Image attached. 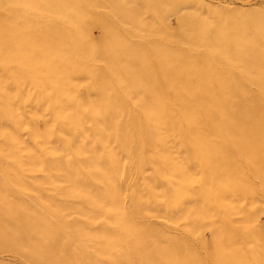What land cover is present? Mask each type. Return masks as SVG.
<instances>
[{"label": "rangeland", "instance_id": "1", "mask_svg": "<svg viewBox=\"0 0 264 264\" xmlns=\"http://www.w3.org/2000/svg\"><path fill=\"white\" fill-rule=\"evenodd\" d=\"M180 1L76 0L89 13L80 47L94 57L84 59L69 24L42 4L0 0V48L10 34L18 46L13 60L0 62V264H224L214 254L215 240L252 251L243 262L228 264H264V0ZM195 8L196 26L178 43L180 16ZM102 21L120 33L122 46L143 56L139 65L121 66L116 86L109 79V42L100 38ZM162 49L189 50L204 62L184 74L163 60ZM60 50L82 66L67 68L59 87L45 64ZM207 63L231 77L225 75V86L205 76ZM210 98L208 113L216 120L202 114L188 119ZM115 112L123 113L122 126L112 131ZM211 125L219 134L214 156L200 152L194 136ZM92 152L113 159L106 176L91 168ZM14 161L23 165L3 169ZM218 191L219 202H208ZM89 199L99 208L87 216Z\"/></svg>", "mask_w": 264, "mask_h": 264}, {"label": "bare ground", "instance_id": "2", "mask_svg": "<svg viewBox=\"0 0 264 264\" xmlns=\"http://www.w3.org/2000/svg\"><path fill=\"white\" fill-rule=\"evenodd\" d=\"M27 3L28 2H33V3H39V4H42V6L45 8V10H46V12H49V13H51L52 14V16L53 17H55L57 20H60V21H63V22H67L68 24H69V26H70V29H71V32H72V38H74V44H75V46H76V52H77V54L78 55H81L84 59H87V58H93L94 56H92L91 57V55H92V53H89V50L88 51H86V52H84L83 50H82V48L80 47V41L82 40V38H84L86 35H87V31H88V28H89V22L87 21L88 19H87V17L89 18V13H88V8L87 7H82V6H79V5H77L75 2H76V0H25ZM182 1V0H181ZM180 1V2H181ZM192 2V1H191ZM196 3V2H195ZM194 6H195V4H194ZM198 6V5H197ZM201 5H199V7H200ZM26 8H29V7H26ZM214 9V8H213ZM18 10V9H17ZM193 10H196V8L195 9H192V13L193 14H191V15H187V14H184L183 13V15H181L180 16V29H179V37L177 38V42L178 43H180L181 42V36L184 34V32L185 31H187V30H193L194 28H195V26H196V20L194 19V17H193V15H194V12H193ZM191 11V10H190ZM201 12V9L200 10H198V12ZM205 11V10H204ZM208 12V11H207ZM211 13V12H210ZM30 14V13H29ZM195 14H196V12H195ZM203 14V13H202ZM212 14H214V13H212ZM198 15V14H197ZM200 15V14H199ZM198 15V16H199ZM235 15V14H234ZM238 15V14H237ZM42 16V15H41ZM109 16V15H108ZM205 17H208V16H205ZM212 16H210V19H211V24L213 23L212 21V18L214 17H212ZM225 17V16H224ZM232 17V16H231ZM209 18V17H208ZM110 19V18H109ZM113 19V18H112ZM207 19V18H206ZM209 21V20H208ZM217 21V20H216ZM224 21V20H223ZM222 21V22H223ZM228 21V20H227ZM232 21V20H231ZM111 22L112 21H110V24H111ZM225 22V21H224ZM235 22V21H234ZM201 24V21H199L198 22V24ZM227 23V22H226ZM210 24V25H211ZM220 24H221V21H220ZM224 24V23H223ZM229 24H233V23H229ZM209 25V26H210ZM222 25V24H221ZM245 25V24H244ZM52 26H54V25H52ZM102 35H101V37L100 38H102V39H106L107 40V42H109V47H108V51H107V53L109 54V57L112 59V67H111V69H110V71H109V79H110V82H111V84L113 85V86H116V85H118L117 84V76H118V74H120V73H118V71H120L119 69L121 68V66H127V65H130V63L131 62H134V63H136L137 65H139V63L142 61H140L139 63H138V60L139 59H141V58H143V56L141 57V56H138V55H136L135 54V51H134V49L133 48H127V47H125V46H122L121 44H120V40H122L121 38H123L121 35H120V33L117 31V30H115V29H113V28H111L110 26H109V24L107 23V22H103L102 21ZM224 26H227V25H224ZM116 27V26H115ZM200 27V26H199ZM204 27V26H203ZM206 28V27H205ZM229 28H231V27H229ZM235 28V27H234ZM233 29V28H232ZM243 29V28H242ZM247 29V28H246ZM249 29V28H248ZM55 30V29H54ZM207 30H209V29H207ZM122 31V30H121ZM120 31V32H121ZM242 31V30H241ZM127 33V32H126ZM207 34V33H206ZM193 36H195V35H193ZM217 36H218V34H217ZM245 37V36H244ZM244 37H242V38H244ZM249 37V36H248ZM12 38H13V34H10L9 35V40L6 42V44L3 46V47H1L0 48V62H3V61H8V60H13L15 57H16V51L18 50V46L17 47H14V45H13V43H12ZM191 38H192V36H191ZM201 38H202V36H201ZM31 40H32V38H30ZM184 39H186V38H184ZM210 39V38H209ZM263 38L262 37H260L259 36V38H257V40H258V43H262L263 42V40H262ZM189 40V39H188ZM193 40V39H192ZM217 40V39H216ZM239 40V39H238ZM202 41H203V38H202ZM205 41V40H204ZM230 41V40H229ZM222 42V41H221ZM248 42V41H247ZM162 43V42H161ZM224 43V42H223ZM107 44V43H106ZM105 44V45H106ZM216 44V43H215ZM214 44V45H215ZM230 44V43H229ZM249 44V43H248ZM222 45V44H221ZM245 45V44H244ZM251 45V44H250ZM173 46V45H172ZM208 46V45H207ZM249 46V45H248ZM210 47H211V45H210ZM208 48V49H211V48ZM215 47V46H214ZM225 47V46H224ZM261 47V46H260ZM216 48H218L217 46H216ZM235 48H237V47H235ZM246 48V47H245ZM254 48V47H253ZM201 49H202V47H201ZM222 49H224V48H222ZM227 49H229V48H227ZM241 49V48H240ZM239 49V50H240ZM244 49V48H243ZM247 49V48H246ZM245 50V49H244ZM249 50V49H248ZM251 50H253V49H251ZM262 50H263V46H262ZM158 51V50H157ZM198 51V50H197ZM235 51H237V50H235ZM257 51V50H256ZM161 54L164 56V58L165 59H163V60H171V61H169V62H173V63H175V65H173L174 67H175V69L178 71V72H182V73H184V74H189L191 71H192V68L193 67H195L197 64L198 65H201V64H203V62H204V57L203 56H196V55H194V54H192V52H190L189 50H183V49H176V50H173V51H171V50H167V49H162L161 51ZM196 52V51H195ZM213 52V51H212ZM218 52V51H217ZM227 52V51H226ZM232 52V51H231ZM249 52V51H248ZM258 52V51H257ZM257 52H255V53H257ZM36 53V52H35ZM214 53H216V52H214ZM219 53V52H218ZM250 53V52H249ZM254 53V52H253ZM252 52L250 53V54H253ZM211 54V53H210ZM213 54V53H212ZM224 54H225V52H224ZM245 54V53H244ZM218 56V55H217ZM229 56V55H228ZM247 56V55H246ZM256 56V55H255ZM227 57V56H226ZM244 57H245V55H244ZM80 58V57H79ZM216 58V57H215ZM218 58H220L219 56H218ZM228 58H230V57H228ZM108 59V58H107ZM107 59L105 60V61H107ZM135 60L137 61V62H135ZM206 60V59H205ZM221 60H222V58H221ZM225 60V59H224ZM220 61V60H219ZM226 61V60H225ZM224 61V62H225ZM228 61H229V59H228ZM261 61H263L262 59H261ZM109 62V61H108ZM159 62V61H158ZM212 62V61H211ZM216 62H218L217 60H216ZM152 63V62H151ZM150 63V64H151ZM219 63H222L221 61L219 62ZM226 63V62H225ZM224 63V64H225ZM253 63V62H252ZM260 63V62H259ZM259 63H258V65H259ZM132 64V63H131ZM159 64H160V62H159ZM46 66H49L50 67V70H51V72L53 73V75H54V78L56 79V81H57V85L60 87L62 84H63V82H64V80H65V78H66V73H67V71H66V69L67 68H70V67H73V68H76V67H81L82 66V63L79 61V60H77V59H75V58H73L72 56H70L67 52H65V51H58V52H56V54H55V58L54 59H52L51 61H48V62H46V64H45ZM104 65V64H103ZM206 65V64H205ZM204 65V66H205ZM227 64H225L224 66H226ZM246 65H248V64H246ZM261 65H264V64H261ZM124 66H123V68H124ZM135 66V65H134ZM133 66V67H134ZM141 66V65H140ZM140 66H138V67H140ZM155 66V65H154ZM164 66V65H163ZM223 66V67H224ZM260 66V65H259ZM162 67V66H161ZM246 67L247 66H245V68L244 69H246ZM251 67H253V66H251ZM251 67H248V68H251ZM258 67V66H257ZM134 68H136V67H134ZM140 68H142V66L140 67ZM163 69L164 68H166V67H162ZM161 68V69H162ZM199 68V67H198ZM205 68H206V72H207V75H205V76H208L207 78H210V75H213V76H216L217 78H218V81H219V83H221V84H223L224 86H225V84L224 83H222L223 81H224V77H226L227 76V73L223 76V74L220 72V74H219V72H218V70L216 69V67H215V65L214 64H212V63H210V64H208L207 63V65L205 66ZM254 68V67H253ZM260 68V67H259ZM125 69V68H124ZM127 69V68H126ZM129 69V71H130V69L131 68H128ZM167 69V68H166ZM165 69V71H167ZM169 69V68H168ZM197 69V68H196ZM228 69V68H227ZM231 69V68H230ZM140 70V69H139ZM200 70V69H199ZM226 69H223V71H225ZM232 70V69H231ZM234 70V69H233ZM248 70V69H247ZM257 70V69H256ZM262 70V69H261ZM260 70V72H262ZM128 71V72H129ZM141 71H142V69H141ZM164 71V72H165ZM173 70H171V72H172ZM222 71V70H221ZM235 71V70H234ZM240 71V70H239ZM245 71V70H244ZM101 72H103V71H100L98 74H100ZM131 72V71H130ZM168 72V71H167ZM171 72H170V74H171ZM200 72V71H199ZM235 72H237V71H235ZM247 72V71H246ZM263 72H264V70H263ZM97 73V72H96ZM136 73V72H135ZM203 73V72H202ZM97 74V75H98ZM122 74V73H121ZM120 74V75H121ZM125 74H127V73H125ZM139 74V73H138ZM137 74V75H138ZM162 74V76L164 75L163 73H161ZM194 74H197L196 73V71L194 72ZM205 74V73H204ZM222 74V75H221ZM237 74V73H236ZM101 75V74H100ZM99 75V76H100ZM132 75V74H131ZM131 75H130V77H131ZM176 75V74H175ZM201 75V74H200ZM218 75H219V77H218ZM257 75V74H256ZM262 75V74H261ZM158 76H159V74H158ZM196 77H199L198 75H195ZM194 76V77H195ZM203 76V75H202ZM229 76V75H228ZM227 76V77H228ZM98 77V76H97ZM101 77H102V75H101ZM106 77V76H105ZM121 77H122V75H121ZM133 77V76H132ZM131 77V78H132ZM137 77H141V75L139 74V76H137ZM164 77H166V76H164ZM176 77V76H175ZM180 77V76H179ZM193 77V78H194ZM204 77V76H203ZM230 77V76H229ZM234 77H236V75L234 76ZM242 77V76H241ZM258 77V76H257ZM263 77V76H262ZM79 78V77H78ZM125 78V77H124ZM158 78V77H157ZM156 78V79H157ZM162 78V77H161ZM160 78V79H161ZM199 78H202L201 76L199 77ZM231 78V77H230ZM229 78V79H230ZM238 78V77H237ZM259 78H261L260 76H259ZM81 79V78H80ZM85 79V78H84ZM100 79V78H99ZM139 79V78H138ZM160 79H157L158 81H157V83L158 82H160ZM166 79V78H165ZM179 79V78H178ZM205 79H206V77H205ZM226 79V78H225ZM239 79V78H238ZM74 80V79H73ZM133 80H135L134 78H133ZM137 80V79H136ZM197 80H199V79H197ZM202 82H203V79H200ZM228 80V79H227ZM240 80V79H239ZM262 80H264V78L262 79ZM78 81V80H77ZM182 81H184V80H182ZM205 81V80H204ZM212 81V80H211ZM230 81H233V80H230ZM85 82V81H84ZM87 82V81H86ZM97 82V81H96ZM96 82H94V83H96ZM100 82V81H99ZM134 82V81H133ZM138 82H140L139 80H138ZM155 82H156V80H155ZM181 82V81H180ZM190 82V81H189ZM226 82V81H225ZM240 82H241V80H240ZM256 82H258L257 80H256ZM130 83V82H129ZM163 83V82H162ZM162 83H161V85H162ZM165 83V82H164ZM182 83H184V82H182ZM228 83H229V81H228ZM227 83V84H228ZM253 83H255V81L253 80ZM99 84V83H98ZM138 84V83H137ZM159 84L160 83H158V86H159ZM166 84H169V83H166ZM165 84V85H166ZM173 84V83H172ZM226 84V85H227ZM231 84V83H230ZM256 84V83H255ZM132 85H133V83H132ZM135 85V84H134ZM182 85V84H181ZM186 85H187V83H186ZM190 85H191V83H190ZM201 85V84H200ZM211 85V84H210ZM213 85H215L216 86V84L215 83H213ZM229 85V84H228ZM232 85V84H231ZM238 85V84H237ZM236 84H235V86H237ZM87 86V85H86ZM137 86H139V85H137ZM140 86H142L141 84H140ZM157 86V85H156ZM187 86H189V85H187ZM192 86V85H191ZM190 86V87H191ZM212 86V85H211ZM218 86V85H217ZM222 86V85H221ZM220 86V87H221ZM233 86V85H232ZM231 86V87H232ZM235 86H233V87H235ZM89 87V86H88ZM94 87H95V85H94ZM99 87V86H98ZM121 87V86H120ZM189 87V88H190ZM214 87V86H213ZM228 87V86H227ZM259 87H261V86H259ZM90 88V87H89ZM113 88H115V87H113ZM176 88V87H175ZM201 88V87H200ZM215 88V87H214ZM229 88V87H228ZM237 88H239L238 86H237ZM132 89V88H131ZM161 89H164L163 88V86H162V88H160V90ZM174 89V88H173ZM213 89V88H212ZM216 89V88H215ZM217 89H218V87H217ZM221 89V88H220ZM226 89V88H225ZM229 89H233V88H229ZM254 89V88H253ZM260 89V88H259ZM177 90V89H176ZM175 90V91H176ZM199 90V89H198ZM205 89L203 88L202 89V91L203 92H205L204 91ZM207 90V89H206ZM228 90V89H227ZM234 90V89H233ZM235 90L237 91L238 89H236L235 88ZM239 90H241V89H239ZM238 90V91H239ZM261 90V91H260ZM259 90V92L261 93V92H264V85H263V91H262V89H260ZM81 91V90H80ZM164 91V90H163ZM208 91V90H207ZM210 92H212L211 90H209ZM220 91V90H219ZM226 91V90H225ZM230 91V90H229ZM68 92V91H67ZM77 92V91H76ZM177 92V91H176ZM83 93V92H82ZM160 93V92H159ZM168 93V92H167ZM174 93V92H173ZM201 93V92H200ZM214 93V92H213ZM217 93V92H216ZM224 93V92H223ZM158 94V93H157ZM161 94V93H160ZM177 94H182V93H177ZM176 94V95H177ZM207 94H209V93H207ZM263 94V93H262ZM262 94H260V96L262 95ZM163 95V94H162ZM161 95V96H162ZM212 95V94H211ZM156 96V95H155ZM178 96H180V95H177V97ZM201 97H202V95H200ZM203 96H205L204 94H203ZM207 96V95H206ZM219 95L217 94V97H218ZM220 96H221V92H220ZM259 96V97H260ZM83 97V96H82ZM112 97H114V96H112ZM112 97H110L109 96V98H112ZM119 97V96H118ZM171 97H173V96H171ZM176 97V96H175ZM181 97V96H180ZM180 97H178V99L180 98ZM213 97V96H212ZM216 96H215V98H217ZM262 97H263V95H262ZM182 98V97H181ZM207 98H209V97H207ZM116 100H118L117 98H115ZM174 99V98H173ZM176 99V98H175ZM219 99H220V97H219ZM218 99V100H219ZM264 99V98H263ZM120 100V99H119ZM152 100H153V98H152ZM154 100H155V97H154ZM153 100V101H154ZM171 100H172V98H171ZM214 100V99H213ZM91 101H93V100H91ZM173 101V100H172ZM184 101V100H183ZM210 101L211 102H209V99H206V100H202L201 101V104H199L200 106H199V108H198V110H196V109H193L192 110V113L189 115L190 117L188 118V119H190L191 117H193V116H195V115H197V114H202L203 115V117H205V116H207L208 117V119L209 120H216L215 119V117H214V115L213 114H211V113H208V111H211L209 108H208V105H210V103H212V100H211V98H210ZM260 101V100H259ZM47 102V101H46ZM94 102V101H93ZM121 102V101H120ZM139 102V101H138ZM142 102V101H141ZM180 102V101H179ZM222 102V101H221ZM97 103V102H96ZM140 103V102H139ZM144 103V102H143ZM174 103V102H173ZM176 103V102H175ZM181 103V102H180ZM262 103V102H261ZM121 104H122V102H121ZM149 104V103H148ZM156 104V103H155ZM179 104V103H178ZM182 104V103H181ZM187 104V103H186ZM97 105V104H96ZM143 105V104H142ZM146 105V104H145ZM157 105V104H156ZM177 105V103L175 104V106ZM216 105V104H215ZM262 105H263V103H262ZM261 105V106H262ZM10 106V105H9ZM56 106H58V105H56ZM88 106V105H87ZM137 106V105H136ZM154 106V105H153ZM174 106V105H173ZM174 106V107H175ZM178 106V105H177ZM176 106V107H177ZM217 106V105H216ZM220 106V105H219ZM222 106H224V105H222ZM59 107H61V106H59ZM91 107H93V105L91 106ZM143 107H145V106H143ZM184 108H185V106H183ZM244 107V106H243ZM68 108V107H67ZM154 108V107H153ZM180 108V107H179ZM187 108V107H186ZM218 108H221V107H217V109ZM264 108V107H263ZM87 109H88V107H87ZM182 109V108H181ZM188 109V108H187ZM225 109V107H223V110ZM77 110H78V108H77ZM124 110H125V108H124ZM222 110V111H223ZM241 110V109H240ZM102 111H104V110H102ZM213 111V110H212ZM221 110H220V113L222 112ZM245 111H247V110H245ZM108 112V111H107ZM106 112V113H107ZM111 112V111H110ZM177 112V111H176ZM225 112V111H224ZM243 112V111H242ZM215 113V112H214ZM246 113V112H245ZM130 114V113H129ZM165 114H168V113H166L165 112ZM170 114V113H169ZM173 114V113H172ZM178 114V113H177ZM177 114H175V115H177ZM250 113L248 112V115H249ZM262 114V113H261ZM70 115H71V113H70ZM74 115V114H73ZM81 115V114H80ZM171 115V114H170ZM174 115V114H173ZM223 115V114H222ZM243 115V114H242ZM105 116V115H104ZM108 116V115H107ZM169 116V115H168ZM224 116V115H223ZM251 116V115H250ZM82 118H83V115L81 116ZM89 117H91V116H89ZM149 117H152V118H156V116L154 115V116H149ZM199 117V116H198ZM218 117V116H217ZM229 117H231V116H229ZM228 117V118H229ZM262 117H263V115H262ZM69 118V117H68ZM81 118V119H82ZM122 118H123V113L122 112H119V113H117V112H115L114 113V115H113V123H114V125L112 126V128H111V130L112 131H115V129L117 128V126L121 123V120H122ZM173 118V117H172ZM264 118V117H263ZM72 119H73V117H72ZM91 119V118H90ZM128 119V118H127ZM177 119H180V117L178 118L177 117ZM226 119V118H225ZM224 119V120H225ZM245 119H247V118H245ZM105 120H108V118L107 119H105ZM130 120V119H129ZM134 120V119H133ZM169 120H171V119H169ZM220 120V119H219ZM219 120L217 119V123H218V125H222V124H219ZM73 121V120H72ZM76 121V120H75ZM83 121V120H82ZM174 121V120H173ZM227 121V123H228V120H226ZM91 122H92V119H91ZM133 122V121H132ZM166 122V121H165ZM196 122V121H195ZM135 123V122H134ZM216 123V124H217ZM223 123H224V121H223ZM227 123H225V127H227V129H228V126H226L227 125ZM233 123V122H232ZM71 124H73V123H71ZM70 124V125H71ZM92 124H93V122H92ZM215 124V123H214ZM235 124V123H234ZM237 124H239V123H237ZM121 125V124H120ZM119 125V126H120ZM179 125V124H178ZM236 125V124H235ZM122 126V125H121ZM120 126V127H121ZM184 126V125H183ZM230 126V125H229ZM42 127H44V126H42ZM70 127V126H69ZM72 127V126H71ZM221 127V126H220ZM219 127V128H220ZM224 127V128H225ZM216 128H218L217 126L216 127H214V126H210L209 127V130L207 131V133L206 132H197V133H195V138L198 140V142H199V151L200 152H204V153H208L209 151L211 152L212 150H214L215 148H216V146H218V144H219V142H218V130L216 129ZM222 128V127H221ZM221 128H220V130H221ZM234 128V127H233ZM44 128H42V130H43ZM181 129V128H180ZM191 129V128H190ZM226 129V128H225ZM231 129V128H230ZM229 129V130H230ZM239 129V128H238ZM41 130V129H40ZM39 130V131H40ZM120 130V129H119ZM123 130H124V128H123ZM229 130H226L225 132L227 133V132H229ZM135 131V130H134ZM181 131V130H180ZM40 132H42V131H40ZM79 132V131H78ZM122 133H123V131H121ZM220 132V131H219ZM221 132H222V130H221ZM43 133V132H42ZM48 133V132H47ZM133 133V132H132ZM144 134V133H143ZM222 135H223V133H221ZM122 135V134H121ZM149 135V134H148ZM226 135V134H225ZM228 135V134H227ZM123 136H124V134H123ZM224 136V135H223ZM40 137V136H39ZM145 137V136H144ZM97 138V137H96ZM138 138V137H137ZM136 138V139H137ZM92 140V139H91ZM138 140V139H137ZM129 141H130V139H129ZM94 142H95V140H94ZM110 142H112V141H110ZM135 142H138V141H135ZM98 143V142H97ZM120 143V142H119ZM238 143V142H237ZM236 143V144H237ZM91 144V143H90ZM113 144H115V143H113ZM117 144V143H116ZM264 144V143H263ZM97 145H99V144H97ZM119 146V145H118ZM149 146V145H148ZM237 146V145H236ZM95 147H97V146H95ZM219 147V146H218ZM238 147V146H237ZM134 148V147H133ZM149 148V147H148ZM220 148V147H219ZM219 148H217V149H219ZM241 148V147H240ZM101 149V148H100ZM118 149V148H117ZM123 149V148H122ZM152 149V148H151ZM96 150V149H95ZM133 150V149H132ZM143 150V149H142ZM153 150V149H152ZM233 150V149H232ZM236 150V149H235ZM219 151V150H218ZM117 152H118V150H117ZM117 152H116V154H117ZM133 152V151H132ZM148 152H151V151H148ZM232 152V151H231ZM236 152V151H235ZM88 153V152H87ZM169 153V152H168ZM212 153V155L214 156V153L213 152H211ZM216 153H217V151H216ZM215 153V154H216ZM129 154H131V152L129 153ZM140 154V153H139ZM133 155V154H132ZM137 155V154H136ZM136 155H135V157H136ZM217 155H218V153H217ZM250 155H252V154H250ZM198 156V155H197ZM213 156H211V157H213ZM204 157V156H203ZM217 157V156H216ZM231 157V156H230ZM229 157V158H230ZM233 157V156H232ZM214 158V157H213ZM212 158V159H213ZM214 161H215V159H214ZM63 162V161H62ZM137 162V161H136ZM212 163H213V161H212ZM64 164H65V162H64ZM89 164H90V166H91V168H96V172L99 174V176H106L109 172L108 171H110V168L113 166V164H114V161H113V159L111 158V157H109V156H107V155H102L101 153L100 154H97V153H95V152H92V156H91V159H90V162H89ZM23 165V163H21V162H17V161H14V163L13 164H10V165H6L3 169L4 170H8V169H10V171H12L11 169L12 168H15L16 166H22ZM37 165H39V164H37ZM218 164H216V166H217ZM220 165V164H219ZM224 165V164H223ZM223 165L221 166L220 165V167H223ZM50 166V165H49ZM63 166V165H62ZM65 166V165H64ZM207 166V165H206ZM213 166V165H212ZM210 167V166H209ZM226 167V166H225ZM222 168V170L224 169H226V168ZM90 168V167H89ZM207 168V167H206ZM212 168H214V167H212ZM216 168H218V167H216ZM62 169V168H61ZM88 169V168H87ZM117 169V168H116ZM219 169V168H218ZM218 169H216V170H218ZM56 170V169H55ZM215 170V169H214ZM220 170V169H219ZM218 170V171H219ZM228 173L229 172H231V171H229L230 169H229V167H228ZM232 170V169H231ZM235 170V169H234ZM9 171V172H10ZM48 171V170H47ZM62 171H64V170H62ZM66 171H67V169H66ZM65 171V172H66ZM69 171V170H68ZM80 171V170H79ZM205 172H206V169L204 170ZM237 171V170H236ZM49 172V171H48ZM216 172V171H215ZM219 172H222V171H219ZM226 171H224V173H225ZM89 173H91V172H89ZM208 173V172H207ZM227 173V174H228ZM67 174V173H66ZM68 174H69V172H68ZM68 174H67V177H68ZM218 174V173H217ZM230 174V173H229ZM54 175V174H53ZM59 175H61V174H59ZM97 175V174H96ZM220 175V174H219ZM243 175H244V173H243ZM247 175V174H246ZM249 175V174H248ZM62 176V175H61ZM60 176V177H61ZM63 176H65V175H63ZM213 176V175H212ZM226 176V175H225ZM224 176V177H225ZM245 176V175H244ZM70 177V176H69ZM73 177V176H72ZM75 177V176H74ZM208 177V176H207ZM230 178L231 177H234V174H230V176H229ZM256 177V176H255ZM52 178H53V176H52ZM56 178V177H55ZM209 178V177H208ZM225 178H227V177H225ZM237 178V177H236ZM17 179V178H16ZM19 179H21V178H19ZM54 179V178H53ZM58 178H56V180H57ZM65 179V178H64ZM74 179V178H73ZM72 179V180H73ZM109 179V178H108ZM235 179V178H234ZM238 179V178H237ZM240 179V178H239ZM242 179H244V177L242 178ZM245 179H246V176H245ZM244 179V180H245ZM58 180H61V179H58ZM66 180V179H65ZM77 180V179H76ZM90 180V179H89ZM104 180V179H103ZM207 180H209V179H207ZM211 180H212V178H211ZM46 181V180H45ZM67 181V180H66ZM83 181V180H82ZM255 181V180H254ZM58 182H61V181H58ZM68 183H70L69 181H67ZM67 182H65V183H67ZM93 182V181H92ZM241 182H243V180H241ZM245 182V181H244ZM82 183V182H81ZM84 183V182H83ZM259 184V183H258ZM71 187H72V185H70ZM74 186V185H73ZM66 187V186H65ZM75 187V186H74ZM83 187V186H82ZM81 187V188H82ZM76 188H78L77 186H76ZM79 189V188H78ZM244 189V188H243ZM73 190V189H72ZM255 190V189H254ZM79 191V190H78ZM81 191V190H80ZM83 192V191H82ZM221 191H218V192H215L214 193V195L213 196H207L206 197V199H207V201L208 202H210V201H213V202H219V200H218V198H219V196L221 195ZM226 193V192H225ZM239 193H241V192H239ZM77 193H75V195H76ZM116 194V193H115ZM205 194V193H204ZM237 194H238V192H237ZM236 194V195H237ZM244 194V193H243ZM205 196V195H204ZM81 197V196H80ZM95 197V196H94ZM213 197V198H212ZM69 198H70V196H69ZM73 198V197H72ZM2 200H4V192L2 191V190H0V203H2ZM113 200V199H112ZM225 200H227L226 198H225ZM86 201H87V199H86ZM104 201V200H103ZM49 202V201H48ZM100 202V201H99ZM112 202V201H111ZM104 203V202H103ZM105 204V203H104ZM109 204V203H108ZM215 204V203H214ZM101 205V204H100ZM110 205V204H109ZM46 206V205H45ZM96 206V204L92 201V200H88V209L84 212L85 214H87V216H90V212L91 211H96V210H98V208H96V209H94V208H92V207H95ZM84 208V207H83ZM81 208H79V210H80ZM85 209V208H84ZM81 212V211H80ZM92 213H94V212H92ZM3 214V213H2ZM124 218V217H123ZM233 218V217H232ZM91 219V218H90ZM79 223V222H78ZM81 223V222H80ZM56 227V226H55ZM84 227V226H83ZM44 228V227H43ZM4 229V228H3ZM85 229V228H84ZM78 232V231H77ZM120 235V234H119ZM115 237V236H114ZM117 237V236H116ZM115 237V238H116ZM121 238V237H120ZM121 242V241H120ZM215 242L218 244L217 245V248L219 249V250H215V251H217V252H214V254H216V256H218L220 259H221V261L224 263V264H228V263H231V262H235L236 260H239V262H243L244 260H246V258L252 253V251L251 250H247V251H240V250H237V249H235V248H230L229 246L230 245H228V244H225L224 242L223 243H221L220 244V241L219 240H215ZM122 244V243H121ZM218 251H220L219 253H218ZM41 259H43V258H41Z\"/></svg>", "mask_w": 264, "mask_h": 264}]
</instances>
